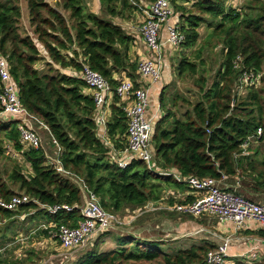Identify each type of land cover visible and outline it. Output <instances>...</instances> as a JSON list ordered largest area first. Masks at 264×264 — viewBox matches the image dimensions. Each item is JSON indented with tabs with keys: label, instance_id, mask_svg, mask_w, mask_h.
<instances>
[{
	"label": "trees",
	"instance_id": "16d2710c",
	"mask_svg": "<svg viewBox=\"0 0 264 264\" xmlns=\"http://www.w3.org/2000/svg\"><path fill=\"white\" fill-rule=\"evenodd\" d=\"M25 1L33 37L19 32L20 0H0V53L11 66L22 105L49 128L62 148L63 167L83 179L101 206L115 214L160 200L166 186L182 187L173 177L151 172L140 160H133L126 169L111 160L113 147L107 140L116 150L126 145L125 112L117 106L119 98L115 95L107 136L102 137L95 118V101L86 92L89 88L80 77L87 65L100 73L113 91L119 83L115 75H125L137 87L142 85L138 82V64L130 55L136 35L116 22L131 2L99 0L105 10L100 16L88 11L85 0H59V9L69 14L67 19L45 0ZM225 1L198 0L195 10L191 11L185 6H176L175 0H171L173 8L182 12L180 19L176 13L172 19L185 36L181 47H195L200 39L199 29L205 24L212 28L207 39H217L222 44V60L212 86H207L204 73L198 79L201 101L188 110L184 119L174 118L170 128L164 125H170L165 123V118L171 116L160 120L152 145L160 169L200 179L238 177L243 194L250 190L254 195L264 191V153L260 154L261 147L255 151L248 149L252 156L244 157L242 146L260 128L263 134L258 142L264 141V78L259 88L253 86L241 91V87L244 74L261 72L264 64V0H250L239 10L227 6ZM140 2L149 5L154 0ZM130 7L141 12L137 6ZM206 43L203 42L193 57L199 63L191 59L180 62L177 71L181 78L196 75L205 65L202 57ZM45 57L47 72L38 68ZM53 64L59 67L54 68ZM18 124L15 120L0 121V136L12 144L14 152L31 170L29 173L18 165L10 175L20 193H15L0 179V198L11 200L25 194L41 204L69 205L74 208L73 212L55 216L39 210L34 203L20 207L17 213L34 210L36 214H45L49 224L76 227L82 220L80 188L47 166L42 150L22 145ZM259 155L262 157L258 158ZM17 213L0 207V221L13 220ZM111 232L94 241V251L71 259L72 264H203L207 253L214 249L205 244L168 252L164 243L143 241L131 235L116 236ZM42 233L49 238L48 231ZM106 235H114L121 246L118 250L98 253V241ZM0 264L5 263L0 260Z\"/></svg>",
	"mask_w": 264,
	"mask_h": 264
},
{
	"label": "built area",
	"instance_id": "2783aa9c",
	"mask_svg": "<svg viewBox=\"0 0 264 264\" xmlns=\"http://www.w3.org/2000/svg\"><path fill=\"white\" fill-rule=\"evenodd\" d=\"M143 14V21L138 22L135 31L137 32L134 44H144L150 56L138 61L137 73L142 78V85L137 87L135 83L123 75V80H118V86L113 91L109 82L98 72L93 71L87 65H84L80 73L81 79L86 83L91 95L95 101L96 123L103 136H107V125L112 116L110 110V99L118 96L117 106H121L125 112L127 120L126 145L125 148L115 149L114 145L111 153V160L116 162L121 169H126L133 160H140L147 165V169L161 176H170L180 184L186 185L193 196V200L174 206L171 210L180 214L199 217L208 215L216 218L219 223H232L234 232H241L247 227L249 222L258 223L264 229V204L254 202L245 198L238 192L240 180L236 185L228 187L224 185L227 177L218 180L215 178H196L184 177L179 172L162 170L158 168L154 148L152 145L153 137L156 131V122L147 117L149 108V90L146 85L158 84L162 80V48L165 43L173 49L181 48L185 36L176 23L170 22L174 17V8L171 0H154L153 3L145 5L136 4ZM166 24L167 39L161 41V30ZM117 79V78H116ZM262 73H245L242 79L241 91L247 87L259 88L262 84ZM234 107V105H232ZM18 121V130L20 141L25 148L42 150L46 158L47 166L52 167L58 174L71 180L81 190L83 194V204L80 207L82 220L76 227L67 225L41 224L36 231H48L52 241H57L61 249L68 252H75L85 246L90 241H95L103 234L114 231L117 228L127 225L125 217L119 214L111 213L105 210L98 197L88 189L83 179L79 178L70 170H66L62 165L63 150L57 140L50 133L49 128L37 117L30 114L22 105L19 98L17 84L11 74V66L5 56L0 53V121ZM38 124L49 131L53 137L51 142L55 148L54 152H49L47 145L35 125ZM262 129H258L256 134L247 138L242 148L243 154L248 153L252 142H258L262 137ZM107 144L110 142L107 140ZM8 153L16 159L20 155L11 149V144H7ZM34 203L39 210L46 212L51 216L58 215L61 212H73L74 208L69 205L49 206L41 204L38 200H32L29 196L23 194L14 196L11 200L0 198V207L18 212L20 207ZM129 213V210H127ZM32 214L36 211L32 210ZM138 216L142 213H137ZM25 214L24 217H26ZM128 218V217H126ZM23 219V217H21ZM52 228L50 230L49 228ZM29 237H20L17 241L24 242ZM232 246V236L222 237L214 249L210 250L203 264H237L232 260L230 247ZM0 248V256L7 248ZM255 257V256H253Z\"/></svg>",
	"mask_w": 264,
	"mask_h": 264
},
{
	"label": "rangeland",
	"instance_id": "374dc122",
	"mask_svg": "<svg viewBox=\"0 0 264 264\" xmlns=\"http://www.w3.org/2000/svg\"><path fill=\"white\" fill-rule=\"evenodd\" d=\"M132 5L133 3L141 4L140 0H129ZM198 0H175L176 6H185L188 8V10H195L194 4L197 3ZM250 0H226L227 6H232L233 8H236L237 10L243 9ZM49 5H51L53 8L59 9V0H45ZM88 7V11L92 13H96L100 16L105 14L104 7L102 6L101 2L99 0H85ZM23 3H25L23 1ZM131 4L128 5V8H124L121 12V18L119 19H131V16L134 14V12L139 10H133ZM180 4V5H179ZM56 6V7H55ZM135 6V5H134ZM174 6V5H173ZM92 8V9H91ZM25 12L27 18H29V8L26 4L25 6ZM59 12L62 13L63 16L69 17V14L66 12H62V10L59 9ZM140 12V11H139ZM174 12L176 15H178L179 19L181 16V10L174 7ZM180 23L182 22L179 20ZM166 24L163 25V28L161 30V41L165 42L163 40V37L166 35L165 32ZM33 31L34 29L29 25L28 21H24L23 19L20 20L19 23V32L22 36H30L33 37ZM212 31V28H208L207 25L203 24L201 25L199 29L200 33V39L198 44L193 48H178L173 49L169 44L165 43V45L162 48V68L163 65H165V62L168 60L170 62V73L171 77L168 78L169 84H166L163 86V107H161L162 114L164 113V118L167 116H171L169 118H165V128H170L173 122L174 118L184 119V115L188 112V110H192V108L201 101V93L198 85V79L200 78L201 74L204 73V76L208 80V87L212 86L213 82L215 81V77L217 74V71L219 69V66L221 64L222 58L221 52H222V44L217 39L208 40L207 37ZM203 42H207L206 47L203 51V60L205 61V65L201 66L200 71L196 75L187 74L184 77H180L178 75V67L180 65V62L183 59H191V61H199L197 59L194 60V55L196 52H198L203 44ZM132 52V51H131ZM171 57V58H170ZM44 58V57H43ZM170 59V60H169ZM46 61H48L45 57L44 61H41V63L38 65L39 69H44L46 72L49 70ZM138 64V61H135ZM54 68L59 67L55 64H53ZM165 70L161 69V75L162 80L158 84H160V87H158V91H156L153 95V102L151 103V108L149 110V113L147 111V115L149 114L148 118L150 117L151 111H154L157 108V105L160 104V98L159 95L161 94V86L163 83V79L165 76ZM262 76L264 78V64L261 70ZM164 75V76H163ZM122 75L117 76V80H123ZM263 80V79H262ZM187 100L189 103H187ZM264 104V101L262 102ZM149 107H150V98H149ZM149 109V108H148ZM173 116V117H172ZM156 133V131H155ZM48 135V134H47ZM50 137V136H49ZM49 141V140H47ZM48 143V142H46ZM45 143V144H46ZM51 143V141H50ZM8 143L5 139H3V135L0 136V179L2 180V183L6 184L7 187L15 191V193H20L19 186L15 184L10 179V175L12 171L15 168H18V165L24 166L26 168V171L30 173V165L22 159H16L12 156V153L6 152L5 148L8 147ZM251 145H255L256 147H261V151L264 152V141L259 144L257 141L252 142ZM12 146V145H10ZM111 146V143H110ZM255 147V148H256ZM230 181V180H229ZM228 181V182H229ZM241 191V187L238 189V192ZM244 195V194H242ZM246 197V196H245ZM251 199L250 197H248ZM254 201V200H253ZM133 210V209H132ZM126 211V214H130ZM17 213V212H15ZM17 217L13 220L6 221H0V248L4 249L8 245L11 244L10 248H7L3 254H1L2 259L1 261H4L5 264H72L71 259L79 258V255L82 253L94 251L96 248H92V241L88 242L85 246L79 248L75 252H64L62 249H60V244L55 243L49 244L48 246H42L39 245L40 242H42L44 239L37 236L36 238L32 239H25L24 242L17 241V239H20V237H27L31 233V230L36 231L38 227L32 226L34 218L38 214H32V211H22L17 213ZM25 214H27L26 217ZM45 216V214H42ZM43 216V217H44ZM23 217V219H21ZM127 221H130L131 217L126 218ZM162 219V218H160ZM160 219H156L153 216H150L149 220L152 221L151 227L149 229H155L153 227V223H156L158 225L160 223ZM138 220V219H137ZM28 223L31 224V226L28 227ZM140 225V224H139ZM36 227V228H35ZM135 224L125 225L120 228H117L116 230L112 231L111 234H115L116 236H125L128 235L127 232H134L135 230ZM31 228V229H30ZM148 228V227H147ZM49 232V230H48ZM120 233V234H116ZM39 234H42L40 232ZM149 235H152L150 233H147ZM149 235H145V237L149 238ZM34 236V237H35ZM136 236V235H135ZM154 237V235H152ZM16 237V238H15ZM101 237V236H100ZM139 238V237H137ZM142 240V239H140ZM96 241V240H95ZM27 243H30V245L27 248ZM40 246L42 249H34L35 245ZM120 244L118 242V238L114 237V235H106L104 238L98 241V247L97 251L98 253L112 251V250H118L120 248ZM36 247V246H35ZM170 247H165L168 252H173V249H169Z\"/></svg>",
	"mask_w": 264,
	"mask_h": 264
},
{
	"label": "crops",
	"instance_id": "0c3cea01",
	"mask_svg": "<svg viewBox=\"0 0 264 264\" xmlns=\"http://www.w3.org/2000/svg\"><path fill=\"white\" fill-rule=\"evenodd\" d=\"M23 1L25 3H23ZM26 4L27 2L25 0H20L22 19L26 22L28 21L30 25V12H29V18H27L25 12ZM142 21H143V14L139 11L137 12L135 11L134 14L131 16L130 20L128 18L116 19V22L119 23L126 31L130 32L131 35L133 36L137 35L135 28L138 22H142ZM172 21L173 20L171 19L170 22ZM165 32H166V28H165ZM165 38L167 39V34L163 37V40H165ZM131 51H130V55L132 61H140L142 58L150 56L147 47L144 44H141V42H138V44H133L131 47ZM170 67H171L170 62L167 60L162 68L165 70L164 72L166 74L165 76L163 75L164 79L161 86L162 90H161V94L159 95L160 104L157 105V108L154 111H151L149 117V119L152 120L153 122H156L157 125L160 122V120L164 118L163 117L164 113L162 114V110H161V107H163V104H161V95L163 92V86L170 83L168 82V78L172 76L169 70ZM66 72H68V70ZM75 73L76 72L74 71L73 74ZM115 77L117 78V75H115ZM138 82L142 84L141 77H139ZM146 87L149 90V98H150V107L148 109V113H149V110L151 108V103L153 102L152 100L153 95L156 91H158V87H160V84H148L146 85ZM86 92L88 94H91V91L89 90ZM114 103H115V97H111L109 102V105L111 106L110 107L111 114H112V106L114 105ZM148 116L149 114L147 115V117ZM35 128L41 135L43 142L45 143L48 142L46 143L48 151L54 152L55 148L53 147L52 142L50 143L53 137L51 136L49 131L46 130L45 128H42V126H39L38 124L35 125ZM255 147H256L255 145H251L249 149L255 151V149L258 148ZM11 149H13V147H11ZM263 153L264 152H260V154ZM251 154L252 153H250V151L248 150V153L243 154V156L249 157ZM261 157L262 155L258 156V158ZM237 180H241V179L238 177L227 178L224 182V185L228 187H233L236 185ZM244 195L250 197L252 201L254 200V202L264 204V191L261 193L256 192V194L253 195L250 193L249 190L246 191ZM192 200H193V196L191 194V190L186 185L183 184L182 187H178V188L174 186H170V187L166 186V188L162 192L160 200L149 202L147 205L133 210L127 208L123 211V213L119 215H121L122 217L123 216L131 217L130 218L131 220L127 221L130 222L127 225L134 223L135 224L134 228L136 231L127 232V233L128 235L134 236L135 238L139 237L138 239H142L143 241L161 242L164 243V247L167 248L168 246L170 247L169 249L178 251V250L190 249L192 246H202L205 244H210L211 246L215 247L218 243H220L222 237L232 236V246L230 247V255L232 260H234L237 264H264V229L261 228V226L258 223L249 222L244 230L237 233L234 232L232 223L221 224L216 218L208 215L194 217V216L180 214L178 212L171 210L172 208H174V206L178 204L190 202ZM127 210L131 211L129 215L126 214ZM137 213H142V215L136 217ZM43 216L44 215L38 214V217L36 216L34 218L32 226L39 227L41 224L42 225L49 224L50 222L48 221V218ZM150 216H153V218L155 217L158 220L162 218L160 219V223L158 225H156V223H153L152 228L156 227L153 230L149 229L151 227L150 224H152V221H154V220H149ZM29 226H31L30 223H28V227ZM39 233L40 230L34 232L32 229L31 233L27 237L32 238L37 234V236L44 239L42 242L39 243V245L42 246L43 245L48 246L49 244L54 245L55 243H58L57 241H52L50 237L49 238L44 237V233L42 234ZM147 233L154 235V237ZM145 235H149V238L145 237ZM93 243L94 241L92 242V244ZM29 245L30 243H27V248ZM35 246L34 249L36 250L39 248L42 249L37 244Z\"/></svg>",
	"mask_w": 264,
	"mask_h": 264
}]
</instances>
